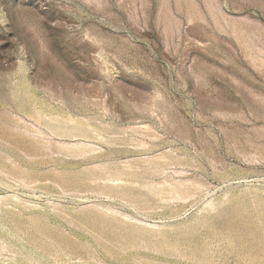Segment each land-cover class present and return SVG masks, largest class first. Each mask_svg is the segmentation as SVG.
Instances as JSON below:
<instances>
[{"label":"rangeland","instance_id":"374dc122","mask_svg":"<svg viewBox=\"0 0 264 264\" xmlns=\"http://www.w3.org/2000/svg\"><path fill=\"white\" fill-rule=\"evenodd\" d=\"M0 130V264H264V0H0Z\"/></svg>","mask_w":264,"mask_h":264},{"label":"bare ground","instance_id":"6f19581e","mask_svg":"<svg viewBox=\"0 0 264 264\" xmlns=\"http://www.w3.org/2000/svg\"><path fill=\"white\" fill-rule=\"evenodd\" d=\"M44 117V116H43ZM72 122V121H71ZM70 122V123H71ZM77 122V121H76ZM45 123V122H44ZM53 123V122H52ZM73 124V123H72ZM65 125V124H64ZM89 125V124H88ZM61 126H62V124H61ZM52 128H53V126H51ZM59 127V126H58ZM83 127H88V126H83ZM89 127H91V126H89ZM81 128V127H80ZM79 130H81V129H79ZM78 129H77V131H79ZM1 131V130H0ZM34 131V130H33ZM82 131V130H81ZM92 131V130H91ZM84 133V132H83ZM37 134H39V133H37ZM88 138V137H87ZM44 142V141H43ZM50 143V142H49ZM62 144H64V143H62ZM61 146V145H60ZM64 146V145H63ZM84 146V145H83ZM42 149V148H41ZM62 149V148H61ZM20 157V156H19ZM159 158V157H158ZM174 158V157H173ZM155 160V159H154ZM152 161V160H151ZM149 162V161H148ZM148 162H147V164H148ZM154 162V161H153ZM152 162V163H153ZM103 165V164H102ZM101 168V167H100ZM150 168V167H149ZM2 169V168H1ZM81 169H83V168H81ZM97 169V168H96ZM102 169H104V168H102ZM128 170V169H127ZM19 171V170H18ZM76 171V170H75ZM87 171H88V169H87ZM106 171H108V170H106ZM114 171V170H113ZM120 171V170H119ZM130 171V170H129ZM12 172V171H11ZM89 172V171H88ZM92 172V171H91ZM103 172H104V170H103ZM109 172V171H108ZM111 172V171H110ZM132 172V171H131ZM157 172V171H156ZM123 173V172H122ZM14 174V173H13ZM100 174H102V173H100ZM138 174V173H137ZM99 175V174H98ZM17 176V175H16ZM93 176V175H92ZM95 176H96V174H95ZM103 176V175H102ZM134 176V175H133ZM18 177V176H17ZM104 177H107V176H104ZM97 178V177H96ZM109 178V177H108ZM23 179V178H22ZM111 179V178H110ZM116 179V178H115ZM25 180H26V178H25ZM27 181V180H26ZM91 181V180H90ZM128 181V180H127ZM28 182V181H27ZM85 182V181H84ZM92 184V183H91ZM166 185V184H165ZM177 185V184H176ZM175 185V186H176ZM134 186V185H133ZM149 186V185H148ZM182 186V185H181ZM145 187H147L146 185H145ZM151 187V186H150ZM174 188V187H173ZM187 188H188V186H187ZM112 189H114V188H112ZM193 189H194V187H193ZM98 190V189H97ZM118 190V189H117ZM123 190V189H122ZM156 190V189H155ZM168 190V189H167ZM180 190V189H179ZM184 190V189H183ZM115 191V190H114ZM121 191V190H120ZM169 191H171L172 192V190H169ZM107 192V191H106ZM117 193H119V191H116ZM115 192V193H116ZM175 192V191H174ZM177 192V191H176ZM179 192V191H178ZM181 192H182V190H181ZM185 192V191H184ZM196 192V191H195ZM113 193V192H112ZM126 193V192H125ZM151 193V192H150ZM180 193V192H179ZM183 193V192H182ZM190 193V192H189ZM114 194V193H113ZM121 194H123V193H121ZM127 194V193H126ZM175 193H173V195H174ZM112 195V194H111ZM110 195V196H111ZM184 195V194H183ZM120 196V195H119ZM122 196V195H121ZM126 196V195H125ZM129 196V195H128ZM176 196V195H175ZM180 196V195H179ZM123 197V196H122ZM127 197V196H126ZM136 197V196H135ZM164 197V196H163ZM170 198H171V196H169ZM174 198H176V197H174ZM9 199V198H8ZM123 199H124V197H123ZM128 199V198H127ZM141 199V198H140ZM180 199V198H179ZM134 200V199H133ZM172 200V199H171ZM149 202H150V200H149ZM146 203V202H145ZM151 203V202H150ZM137 204V203H136ZM144 204V203H143ZM5 206H6V204H5ZM136 206V205H135ZM23 207V206H22ZM144 208V207H143ZM148 208V207H147ZM168 209V208H167ZM175 211V210H174ZM98 213H100V212H98ZM13 214V213H12ZM46 215V214H45ZM108 217V216H107ZM110 217V216H109ZM117 218V217H116ZM106 220V219H105ZM117 221V220H116ZM112 222V221H111ZM127 224V223H126ZM109 225V224H108ZM112 225V224H111ZM116 225V224H115ZM116 227V226H115ZM234 230V229H233ZM162 233V232H161ZM154 234V233H153ZM95 237V236H94ZM126 237V236H125ZM162 237V236H161ZM97 239V238H96ZM87 241V240H86ZM160 241V240H159ZM52 245V244H51ZM153 245V244H152ZM146 247V246H145ZM37 249V248H36ZM35 249V250H36ZM94 250V249H93ZM160 250V249H159ZM171 250V249H170ZM129 251V250H128ZM148 251V250H147ZM139 252V251H138ZM263 257V256H262ZM105 258V257H104ZM138 261V260H137ZM252 262V261H251Z\"/></svg>","mask_w":264,"mask_h":264}]
</instances>
